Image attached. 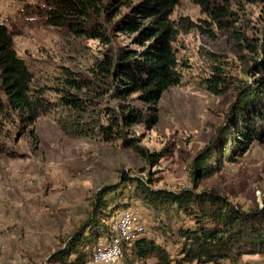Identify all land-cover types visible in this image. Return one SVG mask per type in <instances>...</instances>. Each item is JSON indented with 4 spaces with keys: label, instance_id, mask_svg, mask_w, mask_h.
Returning <instances> with one entry per match:
<instances>
[{
    "label": "rangeland",
    "instance_id": "374dc122",
    "mask_svg": "<svg viewBox=\"0 0 264 264\" xmlns=\"http://www.w3.org/2000/svg\"><path fill=\"white\" fill-rule=\"evenodd\" d=\"M51 2L0 0V23L7 26L17 54L33 72V86L45 87L47 98H56L52 87L61 68L86 71L94 57L108 46L140 48L133 42V33L111 31L110 41L104 44L97 38L79 36L67 27L51 24L46 15ZM236 2H230L234 28L239 27L246 40L233 38L228 29L216 28V35L211 37L195 26L189 27L183 17L200 22L205 13L192 0H180L175 5L170 15L177 30L173 45L179 59L187 64L182 65V80L161 94L158 120L153 126L136 123L129 127V133L137 134L149 151H165L156 161L147 160L119 141L64 131L58 122L62 116L59 108L39 115L31 124L21 121L14 111H0V139L11 151L0 153V264H60L50 257L51 252L64 245L88 218L101 187L107 183L116 186L104 194L109 205L126 202L124 207L138 211L139 223L147 227L145 232L165 243L171 253L178 248L173 234L176 226L193 224V220L173 209L158 211L146 202L137 189V177L153 188L217 187L243 209L264 206V140L254 139L247 149L233 153L231 159L223 158L221 166L208 175H194L191 170L195 154L224 123L226 107L236 94V89L213 93L197 84L199 75L209 70L205 53H223L229 63L226 70L247 78L243 69L253 52L246 41L254 43L264 27V0ZM115 10L121 14L128 7L125 3ZM110 14H105V18ZM242 46L245 47L241 49ZM95 99L98 104L93 103L86 116H98L106 102H115L108 95ZM126 102L148 107L136 94ZM96 205L98 209L99 202ZM120 209L112 212L104 206L97 214L109 221L110 229ZM161 220L169 224L167 234L155 228ZM82 264L108 263L89 254ZM116 264H153V260L144 263L122 255ZM220 264L236 263L222 258ZM240 264H264V252L243 253Z\"/></svg>",
    "mask_w": 264,
    "mask_h": 264
},
{
    "label": "trees",
    "instance_id": "16d2710c",
    "mask_svg": "<svg viewBox=\"0 0 264 264\" xmlns=\"http://www.w3.org/2000/svg\"><path fill=\"white\" fill-rule=\"evenodd\" d=\"M179 1L52 0L46 12L51 24L67 27L79 36L97 38L104 44L110 41L111 31L133 33V42L140 45L139 49L127 45L108 46L94 57L86 71L61 68L53 81L54 100L45 96V87L33 86V72L26 60L17 54L7 26L0 23V111H14L21 121L31 124L39 115L59 108L63 117H58V122L64 131L119 141L147 160L156 161L165 151H149L137 134L129 133V127L136 123L153 126L158 120L157 102L161 94L182 80V65L187 64L175 51L173 41L177 30L170 18ZM192 1L206 17L200 18V22L183 17L185 25L195 26L211 37L216 35L217 28L228 29L235 39H247L239 27L234 28L230 2L255 0ZM125 3L128 11L121 14L117 11V14V5ZM111 12L105 18V14ZM246 46L253 52L243 69L247 78L226 70L229 63L223 53L210 50L205 53L209 70L199 75L197 84L213 93L236 89V94L226 107L224 123L217 126L210 141L195 154L191 169L194 175H208L221 166L223 158L231 159L233 153L244 151L254 139L264 140V27L256 41H246ZM133 94L148 104L147 109L126 102ZM107 95L115 100L113 104L106 102L98 116L85 115L93 103L98 104L96 97ZM2 152L11 151L0 139ZM137 179V189L141 190L146 202L158 211L183 212L193 224L178 225L173 231L178 241L176 253H171L155 235L147 234L144 226L133 240L124 244L123 256L144 263L152 259L153 264L186 261L220 264L222 258L240 264L243 253L264 252V206L243 209L217 187L202 190L153 188ZM115 187L111 183L101 187L88 218L64 245L51 252L50 257L60 264H82L89 254L93 255L100 239L110 231L109 221L103 215L99 217L98 209L109 206L113 212L121 207L120 213L128 207H124L126 202L109 205L104 199V194ZM96 201L100 205L98 209ZM168 227V222L161 220L155 228L167 234Z\"/></svg>",
    "mask_w": 264,
    "mask_h": 264
},
{
    "label": "bare ground",
    "instance_id": "6f19581e",
    "mask_svg": "<svg viewBox=\"0 0 264 264\" xmlns=\"http://www.w3.org/2000/svg\"><path fill=\"white\" fill-rule=\"evenodd\" d=\"M143 229V224L139 223L138 211H121L111 224L110 231L105 236L106 240L100 239L92 257L108 264H116L123 255L124 244L133 240Z\"/></svg>",
    "mask_w": 264,
    "mask_h": 264
}]
</instances>
